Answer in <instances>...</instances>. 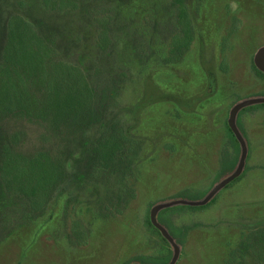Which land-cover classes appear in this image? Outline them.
Segmentation results:
<instances>
[{
	"label": "rangeland",
	"instance_id": "rangeland-1",
	"mask_svg": "<svg viewBox=\"0 0 264 264\" xmlns=\"http://www.w3.org/2000/svg\"><path fill=\"white\" fill-rule=\"evenodd\" d=\"M183 1L193 34L179 55L177 0H0V65L10 20L52 30L54 63L79 68L88 120L106 125L96 155L74 156L77 126L61 141L16 104L0 114V264H143L169 249L172 264H264V0ZM112 121L128 137L106 158ZM45 150L72 170L38 207L27 190L48 176L33 164ZM190 201L163 212L179 231L167 243L149 216Z\"/></svg>",
	"mask_w": 264,
	"mask_h": 264
},
{
	"label": "trees",
	"instance_id": "trees-1",
	"mask_svg": "<svg viewBox=\"0 0 264 264\" xmlns=\"http://www.w3.org/2000/svg\"><path fill=\"white\" fill-rule=\"evenodd\" d=\"M177 4L178 22L184 37L174 39V53L182 55L189 39L193 34V23L188 9L183 0ZM7 27V39L3 47V62L0 65V114L5 111L13 110L12 105L16 104L17 114L28 119H42L50 122L54 132L58 135V139L63 141L66 132L61 129L63 123L66 125L77 126L81 141L79 143L78 154L96 155L97 149L92 139L96 133L104 131L106 125L102 119L92 122L88 120L92 115L90 106L93 99V89L89 82L79 70L78 67L63 63H54V41L55 36L52 30H47L40 34L27 21L15 18L10 20ZM54 38V39H53ZM105 43V39L103 40ZM259 70V69H258ZM264 73V70H259ZM49 72V73H48ZM5 81V82H4ZM256 100L252 98V101ZM258 100V99H257ZM261 102L254 104L264 105V98ZM116 115H114L115 117ZM119 116V115H118ZM113 117V118H114ZM69 121V122H68ZM116 121V120H115ZM59 126V127H56ZM228 130L235 138L236 143L240 139L234 126L229 125ZM120 123L111 122L109 140L104 142L106 151L103 156L109 158L112 150L117 144L113 143L115 138L121 140L127 139V131ZM238 149H240L239 144ZM48 150L39 153L33 164H39L41 169L48 171V176H44L42 181L37 185L28 182L29 190L27 194L34 206H43L50 197L51 193L69 179V173L72 167L56 152L54 159H49ZM238 150L233 156V160L229 166H233L231 172L237 173L242 166V162L237 163ZM7 161L4 163L5 172H10L11 156L10 150L7 148ZM23 155L22 153H16ZM52 156V155H51ZM194 202V201H193ZM192 201L186 203H173V205L162 208L159 216L156 218L151 214L148 218L150 225L161 234L163 239L172 244L175 236L179 232L177 229H168L165 227V219L163 212L167 209L179 207H198ZM163 205V204H162ZM162 207L161 204L158 207ZM155 220V221H154ZM172 228V227H171ZM173 255V256H172ZM176 252L170 249L161 256H138L143 264H172ZM136 264V263H134Z\"/></svg>",
	"mask_w": 264,
	"mask_h": 264
}]
</instances>
